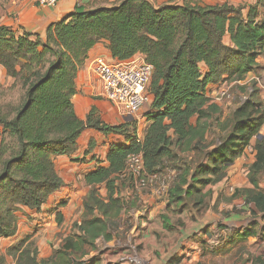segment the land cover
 I'll return each instance as SVG.
<instances>
[{"label":"trees","instance_id":"1","mask_svg":"<svg viewBox=\"0 0 264 264\" xmlns=\"http://www.w3.org/2000/svg\"><path fill=\"white\" fill-rule=\"evenodd\" d=\"M102 40L109 41L117 60L142 53L154 65L142 141L137 140L134 119L106 122L97 106L85 120L77 115L73 100L77 73L91 48ZM263 53L264 0L242 5H202L199 0L177 5L169 0L160 6L151 0H121L112 6L79 7L51 23L44 38L26 31L20 34L0 23V65L13 79L10 86L0 83V238L17 233L20 206L40 210L64 185L54 159L73 154L87 127L122 134L130 141L127 146L112 145L108 166L85 176L90 189L83 217L50 259L38 261L29 236L7 254L16 264H75L74 255L102 252L107 242L120 240L121 214L131 205L121 192L133 187L131 177L124 176L126 159L137 152L143 153L148 173L175 159L176 150L194 152L195 162L179 171L167 197L179 209L199 210L211 195L206 187L225 179L229 169L248 156L245 166L252 187L237 188L235 196H246L264 220V189L259 184L264 172V136L259 137L264 104L256 83L252 82L249 97L218 123L226 132L218 142L208 137L222 108L207 95V86L219 82H234L233 87L247 91L248 85L240 82L257 68ZM202 62L206 73L201 71ZM102 186L106 197L101 195ZM232 233L244 240L257 231L249 225ZM176 262L175 258L169 264ZM0 264H8L6 255L0 254ZM243 264H264V257H249Z\"/></svg>","mask_w":264,"mask_h":264},{"label":"crops","instance_id":"2","mask_svg":"<svg viewBox=\"0 0 264 264\" xmlns=\"http://www.w3.org/2000/svg\"><path fill=\"white\" fill-rule=\"evenodd\" d=\"M120 1L91 0L79 5L77 0H59L57 5L47 6L40 5L35 0H0V23L11 27L20 34L26 31L34 36L40 35L44 38L46 29L51 23L66 18L79 7L93 9L100 6H112ZM151 1L160 6L169 0ZM255 1L199 0V4L230 3L242 5ZM172 2L182 5L184 0H172ZM225 40L229 42L230 38L226 37ZM98 56L104 57L111 63L118 61L111 53L108 40H102L91 48L86 61L77 73L76 93L73 100L79 118L85 120L92 108L97 106L101 111L102 118L113 121L105 102L99 95L101 90L100 80L89 68L90 61ZM200 68L203 73L208 71L203 62L200 64ZM0 76H3L2 78L5 81H13L8 76L7 70L1 65ZM252 82H255L260 89L264 88V53L258 58L257 68L251 71L246 79L240 83L251 86ZM233 84L234 82L209 84L207 95L213 102L220 105L219 101L214 99L222 89L233 86ZM262 95L264 96V93ZM98 100L103 103L106 111L96 103ZM144 109L140 116H143ZM104 112H107V114L105 115ZM147 124L148 121L145 117L143 127L141 124L137 125L136 137L138 139H144ZM261 132L264 133V127ZM211 138L212 131L208 140L211 141ZM216 140L218 142V138ZM115 144L127 146L130 141L122 134H105L95 128L87 127L79 137L78 149L73 154L55 157L56 169L63 179L64 185L51 194L40 210L20 206L17 211L19 225L17 233L11 237L0 238V254L6 255L7 261H9L7 250L24 237L29 236V241L34 242V247L38 251L37 259L41 262L50 259L53 252L60 248V243L62 244L66 237L74 234L73 225L83 217L85 210L84 198L90 189V186L86 184L85 176L99 166H108L107 155L112 145ZM246 157L248 158V156H244L242 160L246 161ZM247 169L248 167L244 164L242 169L232 167L225 179L216 184L208 185L205 192L210 191L211 195L206 197L207 205L200 210L196 207L179 209L174 206V203H170L167 198L155 196L151 192L131 193L122 190V197H126L131 205L126 206L121 214L119 225L121 236L126 235L129 239L134 237L142 247V257L148 258L145 259L146 264H169L175 258L177 260L175 264H193L194 262L197 264L199 261L208 264L203 255L208 252L209 248L212 250L210 244L215 243L212 240V234L217 229L225 234V241L229 246L228 250H231V252L235 250L238 242L244 244L243 261H246L249 257H264V220L262 214L253 203L249 202L254 218H251L248 224L255 225L257 233L243 240L240 234L233 236L231 224L235 219L228 213L231 211L230 204L223 199L224 196H228L232 191L234 192V187H239V184L252 187L250 182H239L238 177ZM259 184L264 189V172L259 175ZM102 187L100 188L101 195L106 197L107 190L106 192L102 191ZM220 195L223 196L221 199L219 198ZM244 198L247 201L246 196ZM59 212L62 215V221L60 222L58 221ZM124 219L127 226L124 225ZM247 226L238 230L241 231ZM123 244L121 240L109 241L101 249L102 252L91 251L85 254L82 264H116L119 257L125 252ZM124 264L134 263L126 262Z\"/></svg>","mask_w":264,"mask_h":264},{"label":"rangeland","instance_id":"3","mask_svg":"<svg viewBox=\"0 0 264 264\" xmlns=\"http://www.w3.org/2000/svg\"><path fill=\"white\" fill-rule=\"evenodd\" d=\"M2 77L0 76V83H2L3 85L10 86L13 83V82L5 81L4 78H2ZM255 88L257 90L259 98L261 99V101L264 104V96L262 95L264 93V88L260 89V87H258L257 84H256ZM250 92H252V85L251 86L248 85L247 91H242L240 88H235L232 86L229 89V95L226 96L225 98H223L222 100H219V103L222 107V113L219 117V121H214L212 124V138H211L212 142H215L218 137L223 136L224 135L223 133H226L225 131L224 132L222 131V127L218 123L225 122L228 119V117L231 115V113L235 109V107L239 103L244 102L249 97ZM101 99L105 102V105L109 111L108 113H110V115L113 119L112 123L113 124L120 123V121L116 117L115 110L107 103V101L104 98L101 97ZM148 109H149V107L146 106L144 111H143L144 113L142 114L143 116L140 117L139 122L136 121L137 122L136 125L141 124V126L143 127V125L145 123V117H146L145 113H146V110L148 111ZM99 111H100V109H99ZM100 113H101V111H100ZM104 114L106 115L107 112H104ZM101 116H102V114H101ZM106 118H108V116H106ZM103 120L108 122V120L105 118H103ZM260 134L262 136H264V133L261 131H260ZM176 151H177L178 156L172 160H165L164 163L162 164V166L158 169V171L161 173L160 178L168 186L167 191L163 192L162 187H161L162 185H161L160 181H157V183H148V185H146L144 187H140V188H136V187H132V186L128 185L126 188L123 189L124 192L125 191L131 192V193L139 192V191L151 192L152 190H157V191H159V194H157V195L161 196V198L165 197L168 199V197H167V195L169 193L168 190L173 186L175 179L177 178V176L181 172L182 168L185 167L186 165H188V166L192 165L196 160V156H195L194 152L183 153L179 150H176ZM251 157H252V155L251 156L249 155V160L251 159ZM243 161L244 162L242 163V167H243V164L245 165V160H243ZM242 167H240V169H242ZM238 178H239L240 183L243 181H244V183L250 182L248 179V169L245 170L243 173H241ZM242 187H245V186H241L239 184V187H234V192L231 190L232 192L228 196L226 195L223 198L226 202H228L230 204L231 211H229L228 213L230 214V216L232 215L235 219V221H233L231 224L233 227V230H235V229L237 230V229H240L244 226L249 225L248 222L251 220V218H254L253 212H252V207L249 204V202L246 201L244 196L243 195L235 196V190L237 188H242ZM102 191L106 192V188L104 186L102 187ZM222 197L223 196L220 195L219 198L221 199ZM174 206L178 207V205L175 203H174ZM225 213H227V212H225ZM124 225L127 226L125 219H124ZM218 231L219 230L217 229V231L215 230V232L212 234L213 235L212 240L215 241L214 244H210V247L212 246V250H211V248H209L208 252L203 255L205 257L207 263L208 264H243L245 262V261H243V259H244L243 258V252H245L244 251V247H245L244 244H241V242H238V245L236 246L237 248L235 247V250H233L231 252V250H228L229 246L226 244L225 234L221 233L220 231L218 232ZM120 240H121L122 244L125 243V244H123L124 248H125V252L122 255H127V254L129 256L132 255V256L136 257L139 264H146L145 259H148V258L142 257V255H143L142 251H141L142 247L136 242L134 237L133 238L131 237L129 239L126 235H124V236H121ZM60 245H61V243H60ZM125 245H126V247H125ZM88 248L89 247H87L86 249H88ZM53 254H54V252H53ZM7 255L9 257V261H7V263L8 264H14L15 258L12 255H9V254H7ZM74 256L76 257L75 264H82L83 263V260H82L83 255L76 254ZM133 263L136 264V261H134ZM15 264H16V261H15ZM193 264H195V262Z\"/></svg>","mask_w":264,"mask_h":264},{"label":"built area","instance_id":"4","mask_svg":"<svg viewBox=\"0 0 264 264\" xmlns=\"http://www.w3.org/2000/svg\"><path fill=\"white\" fill-rule=\"evenodd\" d=\"M40 5L54 6L59 0H35ZM91 0H77L78 4H84ZM89 68L100 80V97L122 116H132L137 122L140 121L142 110L150 104L152 95L149 93V85L154 75V65L147 61L142 53L118 60L115 63L108 62L104 57H95L90 61ZM227 86L222 89L214 100H222L229 95ZM142 141V139H138ZM160 172L148 173L145 166V160L142 152L131 153L126 159V168L124 176L132 179L133 187L140 188L148 183H157L160 181L163 192L167 191L168 186L160 178ZM169 191V190H168ZM155 196L161 197L159 191L152 190ZM139 264L136 257L132 255H121L118 262Z\"/></svg>","mask_w":264,"mask_h":264},{"label":"water","instance_id":"5","mask_svg":"<svg viewBox=\"0 0 264 264\" xmlns=\"http://www.w3.org/2000/svg\"><path fill=\"white\" fill-rule=\"evenodd\" d=\"M96 103L99 104V105L101 106V108H102L103 110L106 111V108H105V106L103 105V103H102L101 101H97ZM116 115H117V117H118V119H119L120 122H123V121H126V120H133V119H134L132 116H122V115H119L118 113H117ZM108 122H109V123H112V120L109 119ZM261 136H262V135L259 134V137H261ZM243 162H244L243 160H238V161L235 163V165H233L232 167H233V168H234V167H238V168H240V167H242V163H243Z\"/></svg>","mask_w":264,"mask_h":264}]
</instances>
